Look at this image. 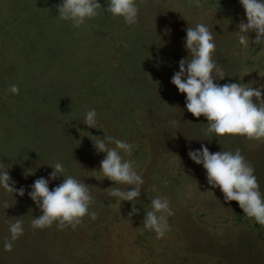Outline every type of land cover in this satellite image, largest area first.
I'll list each match as a JSON object with an SVG mask.
<instances>
[{
  "label": "rangeland",
  "instance_id": "obj_1",
  "mask_svg": "<svg viewBox=\"0 0 264 264\" xmlns=\"http://www.w3.org/2000/svg\"><path fill=\"white\" fill-rule=\"evenodd\" d=\"M0 2L7 8V18L13 16L14 11L18 12L10 18L17 19L13 25L18 31L30 29L24 36L20 34L10 39L0 49V71L5 73L4 77L13 74L9 79L13 80L12 84H16L17 77L41 59V56L35 59L37 54L33 53L40 52L39 45L35 43L37 35L45 26L47 18L57 12L60 0ZM9 4L11 7L17 6L11 8ZM137 4L139 13L136 24L128 25L123 18L114 17L115 21L108 27L98 28L92 38L94 41L81 39L71 62L72 65L86 62L83 52L89 50V55H97L110 62L111 69H104L101 73L106 83L110 77L109 83H117L120 71L122 73L124 69L136 75L135 80L145 84L144 91H138L139 86L130 82L129 87L123 88V96L128 91L126 97H119L116 104L124 105L129 111L120 112L113 103H107L106 106L102 104L101 109L96 111V128L91 129L83 123L87 110L84 111L82 107L86 104L69 109L74 110V114L63 109L60 104L63 95L80 91L83 93L81 103L90 93L88 84L100 81L99 72L88 73L90 67L85 70L87 74L74 72L55 80L52 91L47 92L49 105L37 107V110L27 114L31 120L30 126L25 125L23 112L24 109L30 110L32 105L23 107L24 91L10 94L8 98L0 95L3 103L0 108V127H4L1 128L4 135L0 133L2 142L9 147L10 154H17L16 159L22 158L19 164L16 162L17 165L10 159L3 160L2 169L11 167L10 176L16 181L17 188L23 186L26 189L23 196L34 211L33 214L27 208L20 215L16 213V217L11 211H0L1 221L9 224L11 219H20L25 229L23 235L13 243L10 252L3 248L10 236L9 225L5 229L8 236L0 239V264H16L15 259L18 264H264V225L247 217L236 201H225L219 188L208 185L202 165L195 164L188 156L189 149H198L201 144L212 152L235 151L239 148L254 167L260 191L264 193V141L236 135L218 139L213 137L214 134L206 131L207 121L203 115L197 118L187 112L184 107L185 94L179 93L171 83L174 72L179 70L178 62L188 56L183 38L189 26L205 23L213 29L217 46L213 58L226 73L225 78L219 81L221 84L253 82L254 87L264 84V42L254 44L255 33H249L250 46L245 49L238 44V24L246 22L239 0H200L198 6L194 0H137ZM53 7L54 11L51 10ZM22 12L27 16L23 17ZM95 25H99L98 22ZM52 28L47 26L46 30L53 31L50 34L41 32L40 35L54 38L57 33H62L60 28L59 32ZM74 29L70 28L71 31ZM64 45L67 47V44ZM128 47L133 52L127 56L132 58L128 62L119 61L122 52L127 51ZM242 75L241 80L239 76ZM31 85H35L34 79ZM107 88L118 92L114 86ZM31 89L27 92L32 96L44 92L36 90V87ZM95 99L103 100L100 96H95ZM127 99L130 100L128 105ZM4 103H12V108L4 106ZM12 114L16 119H21L24 126H6L4 116ZM73 115L77 122H68L67 116ZM107 117H111L110 121L105 122ZM46 119L49 121L36 132L41 136L40 141L62 139L57 145L64 143L68 146L67 152L60 153L57 150L43 161L34 156L36 153L33 151L26 150V142L37 141V122ZM173 120L175 124L171 123ZM55 123L60 126L59 129L54 126ZM71 126L82 127L84 133L94 136H98L99 130L103 129L100 137L105 132L131 143L132 154L125 155V159L135 162L137 172L145 180L139 198L133 202H120L109 197V187L114 182L102 179V173L96 171L104 158V153H97L94 149L93 141L96 138L73 139V133L68 134ZM67 134L68 140L64 139ZM3 151L0 150V155ZM57 161L63 163L65 175H72L88 184L94 196L90 209L97 213L96 219L86 215L75 228H59L54 223L50 227L33 230L31 220L41 211L27 192L37 178L48 176L52 171L48 165H54ZM28 168H33L34 174L26 176L25 170ZM62 181L63 177H58L50 183V189ZM0 194V206L13 200V197L4 198L7 192L3 189H0ZM157 196H166L173 211V215L168 218L170 231L161 239H157L154 232L144 229L143 225L144 215L151 208V200ZM133 207L139 212L129 216ZM27 212L32 215L28 216Z\"/></svg>",
  "mask_w": 264,
  "mask_h": 264
},
{
  "label": "clouds",
  "instance_id": "obj_2",
  "mask_svg": "<svg viewBox=\"0 0 264 264\" xmlns=\"http://www.w3.org/2000/svg\"><path fill=\"white\" fill-rule=\"evenodd\" d=\"M198 6L200 0H194ZM244 9L246 22L238 24V44L247 49L250 46L249 33H255L254 44L264 42V0H239ZM103 10L114 17L123 18L128 25L138 22L139 8L137 0H106L102 6L100 0H60L57 5L59 19L71 22L80 28ZM188 56L182 58L179 70L171 77V83L179 93L185 94V109L194 117H203L207 121L208 133L217 139L226 135L242 136L249 140L264 141V84L254 87L253 82L219 83L226 76L223 67L213 58L216 42L213 29L205 23L187 27L183 38ZM248 73H245L246 75ZM239 76L242 80L243 76ZM8 91L19 94V86L11 85ZM183 114V113H182ZM83 123L96 128L97 112L89 109ZM175 124L176 121H171ZM94 149L104 153L98 172L102 179L114 183L109 187V197L120 202H133L140 197L145 180L135 167V162L125 159L132 154V145L126 140L114 136H94ZM189 158L197 165H202L206 180L212 188H219L225 201H236L243 213L264 225V193L255 175L254 167L237 148L235 151L222 150L212 152L201 144L198 149H189ZM52 171L47 177L37 178L30 186L27 195L39 207L41 214L33 217L31 227L44 229L54 223L59 228H75L86 215L96 219L97 213L91 211L94 201L88 184L72 175H65L62 162L48 165ZM33 168L25 170V175L34 174ZM63 181L50 189L49 185L58 177ZM129 186H132L129 188ZM0 189L11 194L23 196L26 189L16 187L6 169H0ZM139 212L132 208L129 216ZM173 215L170 200L166 196H157L151 200V208L143 219L144 229L156 234L157 239L164 238L170 231L169 216ZM9 238L3 245L4 251H12L13 243L23 235L24 222L16 219L9 223Z\"/></svg>",
  "mask_w": 264,
  "mask_h": 264
},
{
  "label": "trees",
  "instance_id": "obj_3",
  "mask_svg": "<svg viewBox=\"0 0 264 264\" xmlns=\"http://www.w3.org/2000/svg\"><path fill=\"white\" fill-rule=\"evenodd\" d=\"M100 3L102 6H106V0H104V1L100 0ZM24 5L28 6V3H25ZM4 6L5 5H2L0 2V41H1L0 44L2 45L0 47V49H2L4 47L5 43L8 44V41L10 42V39L14 38L15 36L17 38V36L20 34L24 36L25 33L29 32V30H30L29 29L26 31H22V30L18 31V28L13 25L16 23L17 19L16 18L10 19L11 17H14V14L16 16L17 11H14L15 13L13 14V16H9L10 18H7L5 16V10L7 8H4ZM15 6H17V5L15 4L13 7H15ZM31 6H32V4H31ZM8 7H11V5L9 4ZM13 7H11V8H13ZM51 10L54 11V7ZM3 11H4V14H3ZM22 15H24L23 17L27 16V15H25L24 12H22ZM101 20H102V22H101ZM114 21H115L114 16H112L110 13H106L103 10H101L99 15H97L96 17H94L90 20H86L85 23L80 28H75L73 31H71L70 28H73L71 22L59 19V17L57 16V12L53 13V15H51L49 18H47V22L45 23V26L43 25L42 30H40L39 33L37 32L38 33V35H37L38 40L35 43L39 45L38 48H40V52L33 51L34 54H37V56H35L34 58L36 59V58L41 56V59H39V62H35L32 65H30V67H28V69H26V72L23 73L22 76H18L16 81H15L16 84L19 86L20 91H24V93H25V94H22L23 107L26 105H32V108L30 110L24 109V112H23L24 121H25L26 126L31 125V120L28 118L27 114H30V112H34L35 110H37V107L42 108L44 106L49 105V97H48L49 94L47 92L52 91V84L54 85L55 80H57V79L60 80V78H62V77L72 75L74 72H78V73L83 72V73L87 74L85 71L87 67H90V68H88V73L90 71L99 72L98 74H100V75L98 77L100 78L101 82L100 81H94L93 83L88 84V87H89L88 90L90 91V93L87 95L88 97H86V99L84 101H82L81 103H80V99H82L81 97L83 96V93H80V91H76L75 93L67 92L65 95H63L61 97V103L60 104L63 107V109L69 110L72 108H78L80 104L84 103L83 106H85V104H86L85 107H82V108H84V111L85 110L88 111L89 109H92V108H95L96 111H99L101 109L102 104L106 106L107 103H113L115 109L119 110L120 112H122L121 110H123L124 112L130 110V109L127 110V107L124 108L123 107L124 105L118 106L116 104H117L119 97H121V99L126 97V94L128 93V91L125 92V94H124L125 97H124L123 96V88L125 90V88L129 87L130 82H135L136 85L139 86L137 88L138 91L139 90L144 91L145 84H143L141 82V80H137V79L135 80L136 75L133 76L132 74L128 73L129 71L124 69L122 71V73L120 71V74H119V80L120 81L118 80L117 83L111 84V83H109V81L111 79V77H110V79L106 83L104 81L105 78H102L101 73L104 72V69H111L110 68V62L108 61V59L104 60L102 57L97 56V55H94V57H95L94 58L92 55H89V52H90L89 50L83 52L84 57L87 58L86 62H83L80 64H75V65H72V63H71L72 60L74 59L72 54L74 52L76 53V51L78 49V45L81 42V39L94 41V39H92V38H94L93 35L97 33L98 28L100 26H107L108 27ZM95 22H98L99 25H95ZM47 26H52L54 29H57V30L60 28L62 30V33H57V34L54 33V34H56L54 38H50V36L43 35V34H50V32L53 31L51 29L46 30L45 28ZM41 32L43 33L42 35H40ZM58 32H59V30H58ZM19 40H21V38H19ZM64 43L67 44V47H65ZM68 45H69V47H68ZM31 50H34V49L32 48ZM129 50L130 49L128 47L127 51L122 52V55H121V58L119 61L128 62V59L132 58V56H130V57L127 56L133 52V51L130 52ZM124 54H125V57H123ZM25 56H28V55H25ZM87 56H91V57H87ZM4 74L5 73L0 71V95H2V96L5 95L8 98V96L10 94H12L8 91V89L11 85H13L15 83L12 84L11 81H13V80L9 79V78H11V76L13 74L11 75V73H10L8 76L6 74L5 77L3 76ZM141 75L144 76V74H141ZM145 77H147V76L145 75ZM32 79H34V81H35L34 86L31 85ZM108 86H114V88H118V92L117 91L113 92L111 89L107 88ZM32 87H36V90L41 89V91H44V92L39 93V95H37V96H32L27 92V91H31ZM130 88L132 89V84H131ZM145 94L146 93H144V96H145ZM93 96H94V98H93ZM95 96L96 97L100 96L101 98H103V100L101 101V100L95 99ZM106 98H108L110 100L104 101V99L106 100ZM129 101L130 100H128V102H126L127 105L130 103ZM1 102H2V100L0 97V108H2V105H3V103H1ZM11 104L10 103H8V104L4 103V106L8 105L11 107ZM69 111L71 114H74V110H69ZM114 113H116V112H113L112 114H114ZM85 114H86V112H85ZM0 115H2L1 112H0ZM65 115H67V113H65ZM110 115H111V113H109V116ZM67 118H68L67 119L68 122H77V120H75L76 117L74 115L73 116H67ZM109 118H111V117H107L105 122L110 121ZM3 120H4V123L6 126H8V125L13 126L14 124H19L20 126H24V123L22 122V120L16 119L14 114H12L11 116L8 115L7 117L4 116ZM46 121H49V120L46 119L45 121L37 122L39 124L37 129L35 130V138L37 139V141L26 142V150L28 152L33 151L34 153H36V155L34 154V156H36L38 159H41L43 161H45L48 156H51L52 154H54L57 150L60 153L67 152L66 148L68 146V144H64V143L62 145H57L58 142H62L61 141L62 139L57 140V141H47V142L40 141L41 136H39V133H36V132H39V129H42L44 127V124ZM54 126L57 129H59V127H60L56 123L54 124ZM147 126H149V125H147ZM71 127L72 128L70 130H68L69 131L68 134L72 132L73 133V139H74V137H77L79 140L80 139L84 140L85 137H87L88 139L89 138H96V137H94V135H90L89 133H84L85 131L82 130L83 129L82 127H76V126H71ZM1 128H4V127H0V133L2 135H4L1 131ZM102 130L101 129L99 130L98 136H101ZM68 134L64 136V139H66V140L70 139L69 137H67ZM125 135L126 134H124L123 136L125 137ZM2 139L3 138L0 135V150L4 149V151H6V150L7 151L6 152L3 151L0 155V169H2L1 163L3 160L10 159L13 161L14 165H17L16 162L19 164V162L22 158L16 159V157H18L17 154L16 155L10 154L8 152L9 147H7V145L2 142ZM45 143H47V144H45ZM22 146L25 148V145H22ZM10 170H11V167H8L7 171L9 172ZM19 172H24V171L20 170ZM45 172H47V171H45ZM15 195H16V193H14V196H11V194L8 196V193L5 194L4 198L6 197V199L7 198L12 199L11 197H13V200L7 202V204H5V205L3 204V206H0V211L2 213H3V211H11L12 214L15 213L13 216L16 217V213L18 215H20L21 213L26 212L27 208L29 209L28 211H32V208H29L31 205L28 204V199H26L24 196L20 197L19 195H17V196H15ZM0 197H1V194H0ZM22 198H24V200ZM18 200H21V201H18ZM32 213L34 214V211H32ZM32 213L27 212L28 216H31ZM15 220H16L15 218L11 219V220H9V223L14 222ZM8 225H9L8 223H5L3 221L0 222V239H2V236L7 235V233H5L4 231L8 227ZM15 263L18 264L16 259H15Z\"/></svg>",
  "mask_w": 264,
  "mask_h": 264
}]
</instances>
